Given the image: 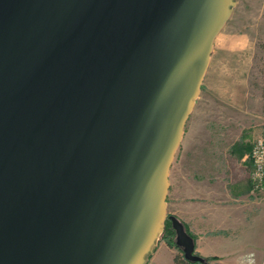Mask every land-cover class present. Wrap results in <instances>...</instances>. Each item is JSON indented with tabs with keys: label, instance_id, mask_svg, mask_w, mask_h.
<instances>
[{
	"label": "water",
	"instance_id": "water-1",
	"mask_svg": "<svg viewBox=\"0 0 264 264\" xmlns=\"http://www.w3.org/2000/svg\"><path fill=\"white\" fill-rule=\"evenodd\" d=\"M234 4L0 0V264L144 263Z\"/></svg>",
	"mask_w": 264,
	"mask_h": 264
},
{
	"label": "crops",
	"instance_id": "crops-1",
	"mask_svg": "<svg viewBox=\"0 0 264 264\" xmlns=\"http://www.w3.org/2000/svg\"><path fill=\"white\" fill-rule=\"evenodd\" d=\"M201 127L184 126L168 173L166 212L196 236V253L216 257L211 264H246L249 254L264 264V193L251 191L247 152L228 153ZM176 253L159 240L147 264H173Z\"/></svg>",
	"mask_w": 264,
	"mask_h": 264
},
{
	"label": "rangeland",
	"instance_id": "rangeland-1",
	"mask_svg": "<svg viewBox=\"0 0 264 264\" xmlns=\"http://www.w3.org/2000/svg\"><path fill=\"white\" fill-rule=\"evenodd\" d=\"M234 3L229 19L213 41L198 96L185 124V128L197 123L202 129H210L212 139L217 136L227 144L228 153L237 142L251 147L264 129V0Z\"/></svg>",
	"mask_w": 264,
	"mask_h": 264
},
{
	"label": "trees",
	"instance_id": "trees-1",
	"mask_svg": "<svg viewBox=\"0 0 264 264\" xmlns=\"http://www.w3.org/2000/svg\"><path fill=\"white\" fill-rule=\"evenodd\" d=\"M263 113H264V107H263ZM250 148H251L250 144L243 143V142H237L234 144L233 149L238 151L239 155H242L245 152H249ZM170 215L171 214H168L165 221H164L163 231H162L161 235L159 236V239L155 241V243L153 244V246L151 248V251L144 255V263L143 264L148 263L151 256L153 255L154 251L157 248V244H158L159 240H164L165 243L169 247L175 248L177 250V253L175 254L174 259H173V264H211V261L216 259V257H204V256H201L198 253H196L195 250H194V254L200 258V261L191 262V261H188L184 258V255L182 253V249L180 247H178L175 243V231H174L172 224H171V221L169 219ZM182 224L184 226L185 231L187 232L188 235H190L192 237L194 244H195L196 236L189 230V228L186 226V224H184L183 222H182Z\"/></svg>",
	"mask_w": 264,
	"mask_h": 264
},
{
	"label": "built area",
	"instance_id": "built-area-1",
	"mask_svg": "<svg viewBox=\"0 0 264 264\" xmlns=\"http://www.w3.org/2000/svg\"><path fill=\"white\" fill-rule=\"evenodd\" d=\"M245 159L250 164L251 191L264 193V129L252 140Z\"/></svg>",
	"mask_w": 264,
	"mask_h": 264
},
{
	"label": "clouds",
	"instance_id": "clouds-1",
	"mask_svg": "<svg viewBox=\"0 0 264 264\" xmlns=\"http://www.w3.org/2000/svg\"><path fill=\"white\" fill-rule=\"evenodd\" d=\"M246 264H255L254 254H249Z\"/></svg>",
	"mask_w": 264,
	"mask_h": 264
}]
</instances>
